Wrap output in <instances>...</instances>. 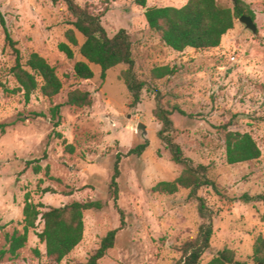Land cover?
<instances>
[{
  "label": "rangeland",
  "instance_id": "rangeland-1",
  "mask_svg": "<svg viewBox=\"0 0 264 264\" xmlns=\"http://www.w3.org/2000/svg\"><path fill=\"white\" fill-rule=\"evenodd\" d=\"M188 1L148 0L147 6L182 8ZM243 1L255 12L256 35L236 20L219 48L177 53L149 29L144 9L134 0H76L80 6L92 5L97 12L108 7L102 24L110 37L120 30L128 32L140 80L151 81L154 68L177 69L174 77L154 81V85L163 95V106L176 105L186 113L172 116L174 138L194 166L209 169L220 190L218 194L204 187L199 192L213 213L214 230L211 251L202 264L225 248L234 251L239 261L251 263L255 244L264 238V202L242 200L264 195V1ZM218 2L234 6V0ZM73 21L64 3L0 0V264H49L46 246L39 239L44 229L41 220L36 229L29 230L28 242L17 257L7 253V238L24 233L27 194L34 204L45 206L43 211L76 201L104 204L100 211L85 213L84 239L62 264L87 262L102 239L121 226V214L110 194L118 154L123 155L118 207L125 225L101 264H179L183 244L195 239L207 221L189 190L173 195L153 191L159 183L173 182L183 172L158 138L161 124L154 115L155 95L143 91L141 103L133 107L132 96L120 78L128 69L124 65L108 71L104 81L101 68L91 65L94 79L75 82L73 67L82 60L79 47H73V61L59 50L60 44L68 43L66 33ZM6 33L17 43L23 63L31 53H38L56 69L64 83L58 96L50 100L38 90L27 102L23 93H12L19 86L10 72L16 56ZM77 37L81 46L84 39ZM74 90L91 93L93 106L82 110L66 106L68 94ZM56 105H62L61 126L56 129L61 138L53 134L51 121V108ZM224 126L251 134L261 158L228 165ZM145 142L148 148L141 156H128ZM68 145L74 146V153L67 151ZM36 165L42 167L40 174L33 171ZM46 189L50 192H44Z\"/></svg>",
  "mask_w": 264,
  "mask_h": 264
},
{
  "label": "trees",
  "instance_id": "trees-1",
  "mask_svg": "<svg viewBox=\"0 0 264 264\" xmlns=\"http://www.w3.org/2000/svg\"><path fill=\"white\" fill-rule=\"evenodd\" d=\"M54 5L64 3L71 17L74 18L72 29L66 33L68 43L59 45V50L66 57L73 61L75 51L73 47H79L82 60L75 62L73 67V80L75 82L89 81L94 79L95 74L91 65L101 68V79L107 78V73L111 69L124 65L128 69L121 74V80L126 85L132 96V106L139 105L142 101L143 91L153 92L155 95L156 109L155 118L161 124L158 138L164 143L166 150L171 155L172 161L183 167V172L179 178L173 182H161L153 191L155 193L173 195L180 190H189L190 197L198 203L200 216L207 221L202 225L198 236L188 240L181 248L182 259L179 264H202L206 253L211 251L212 238L214 235L212 219L213 213L206 204V201L199 196V192L204 187L212 188L220 194V190L215 181L209 176V169L205 166H194L193 162L185 157L182 147L174 138V122L172 116L174 112L181 115L186 113L176 105L170 108L163 106V95L154 85V81L171 79L177 73L176 67L163 66L154 68L151 72V81L140 80L135 73V58L133 53V43L130 35L125 30H120L115 36L110 37L102 24L105 11L97 12L92 5L80 6L76 0H50ZM117 2L120 0H112ZM264 1V0H258ZM135 4L142 9H147L144 13L147 25L155 32L162 44L177 53H184L188 49L194 51H206L217 49L221 46L223 37L235 27V21L243 16L251 17L254 21L256 15L252 6L243 0H234L233 8L221 6L218 0H189L182 8L175 7H148V0H134ZM6 40L13 49L16 62L11 69V75L18 84V88L12 91L13 94L23 93L27 102L31 96L40 90L41 94L52 100L64 89V83L58 76L56 69L52 67L45 58L38 53H31L25 63L22 62L17 43L6 33ZM84 39L79 45L77 35ZM5 90L3 85H1ZM94 99L91 93L82 90H74L68 94L66 106L75 109L91 108ZM62 105L51 108L53 122V134L61 138L62 135L56 132L61 126ZM44 115H38L43 117ZM226 146V163L228 165H238L252 161H258L262 152L249 133L230 130L223 127ZM66 143V142H65ZM148 148V142L132 149L128 156H141ZM69 153H74L72 145L67 146ZM123 155L118 154L113 168V176L110 183V194L115 207L119 210L122 220L121 226L110 231L101 241L87 262L84 264H101L108 252L115 248L117 235L123 229L124 214L118 207L119 183L121 177L120 164ZM39 162V161H38ZM27 165H32L28 162ZM35 174H40L42 167H33ZM49 169L47 168V173ZM44 192H50L48 189ZM247 203L264 202V195L256 197L244 196L242 198ZM104 208L101 201L72 202L62 207H49L46 211L42 204H34L30 194L25 197L24 233L15 232L7 238L8 250L12 257H17L20 250L25 248L28 242L30 229H36L39 220L43 221L44 229L39 234V239L46 246V259L49 264H62L83 241L85 233V213L88 211H100ZM38 258L41 254L35 251ZM251 263L239 261L236 253L228 248L220 251L207 264H264V238H259L254 246Z\"/></svg>",
  "mask_w": 264,
  "mask_h": 264
},
{
  "label": "water",
  "instance_id": "water-1",
  "mask_svg": "<svg viewBox=\"0 0 264 264\" xmlns=\"http://www.w3.org/2000/svg\"><path fill=\"white\" fill-rule=\"evenodd\" d=\"M145 12L147 11V9L144 10ZM239 22L241 24H243L245 26V28L249 31H251L254 35L257 34V25L255 23V21L248 16H243L239 19ZM140 129L144 130V126L140 125L139 126Z\"/></svg>",
  "mask_w": 264,
  "mask_h": 264
}]
</instances>
